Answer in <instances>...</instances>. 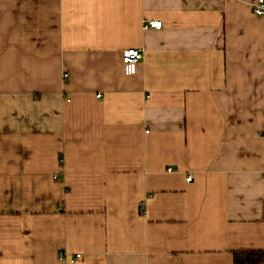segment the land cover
<instances>
[{"label": "crops", "instance_id": "0c3cea01", "mask_svg": "<svg viewBox=\"0 0 264 264\" xmlns=\"http://www.w3.org/2000/svg\"><path fill=\"white\" fill-rule=\"evenodd\" d=\"M253 2L0 0V264L264 251Z\"/></svg>", "mask_w": 264, "mask_h": 264}, {"label": "built area", "instance_id": "2783aa9c", "mask_svg": "<svg viewBox=\"0 0 264 264\" xmlns=\"http://www.w3.org/2000/svg\"><path fill=\"white\" fill-rule=\"evenodd\" d=\"M252 7V12L256 17H262L264 16V0H255L253 4L251 5ZM143 28L148 29V28H154V29H159L161 28V22L157 20H144L143 21ZM143 58V50L139 49H127L124 50L122 53V61L123 63H131V62H136L139 61ZM64 78L67 77L66 74L63 75ZM186 181H190V177L186 178ZM58 257L60 260H64V253L60 252L58 254ZM75 258H79V255H76Z\"/></svg>", "mask_w": 264, "mask_h": 264}, {"label": "trees", "instance_id": "16d2710c", "mask_svg": "<svg viewBox=\"0 0 264 264\" xmlns=\"http://www.w3.org/2000/svg\"><path fill=\"white\" fill-rule=\"evenodd\" d=\"M233 264H264V251L236 252Z\"/></svg>", "mask_w": 264, "mask_h": 264}]
</instances>
